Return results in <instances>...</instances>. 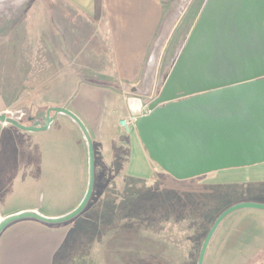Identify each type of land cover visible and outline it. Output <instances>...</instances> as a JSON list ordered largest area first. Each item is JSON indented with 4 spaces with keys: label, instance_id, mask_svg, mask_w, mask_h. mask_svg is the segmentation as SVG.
I'll return each instance as SVG.
<instances>
[{
    "label": "rangeland",
    "instance_id": "1",
    "mask_svg": "<svg viewBox=\"0 0 264 264\" xmlns=\"http://www.w3.org/2000/svg\"><path fill=\"white\" fill-rule=\"evenodd\" d=\"M34 2L32 12L30 3ZM43 2H23L28 12L19 24L18 0H0V113L20 117L24 124L36 120L43 123L49 107L66 103L78 84L87 81L83 78L85 69L93 59L90 30L80 36V45L86 36V47L74 45L77 33L72 34L76 36L71 37L68 48L46 46L50 41L57 44V40L54 42L52 33L47 32L46 11L41 5L36 7ZM204 2L190 0L183 12V26L175 34L181 31L180 45ZM48 51L53 55L47 56ZM63 55L67 62H63ZM163 67L160 57L152 93L142 98L140 114L163 85L169 71L167 67L164 72ZM121 89L124 91L123 84ZM60 125L67 133L64 139L46 132L18 135L17 127L0 122V217L16 209L58 217L81 202L88 183L87 143L81 131ZM27 148L33 150L27 159L32 168L21 166V158L18 161V153ZM128 148L125 143L110 155L94 153L93 192L86 208L75 218L58 224L42 223L43 227L32 224L40 222L22 219L18 226L14 223L6 230L62 233L64 240L51 264H196L208 230L225 208L241 201L264 202L263 180L224 182L235 176L231 171L178 180L151 160L150 177L131 176L125 170ZM23 176L31 179L28 191L18 184ZM224 231L227 229L222 224L215 232L206 264L226 262L221 249L234 243L225 246ZM35 252L24 254L22 264H44L42 254ZM237 258L231 264H238Z\"/></svg>",
    "mask_w": 264,
    "mask_h": 264
},
{
    "label": "water",
    "instance_id": "2",
    "mask_svg": "<svg viewBox=\"0 0 264 264\" xmlns=\"http://www.w3.org/2000/svg\"><path fill=\"white\" fill-rule=\"evenodd\" d=\"M189 2L175 1L159 25L139 80L123 84L124 92L132 95L127 97V106L136 117L134 128L148 157L178 180L264 162V0H205L174 65L149 102V111L140 114L142 98L152 93L165 44ZM58 113L77 124L87 143L84 197L74 209L58 217L37 211L8 215L0 219V233L22 219L66 222L79 215L91 198L93 142L76 114L56 106L46 110L43 123L36 120L24 124L4 113H0V122L23 131H43ZM239 209L264 210V203L241 201L225 208L208 230L196 264H204L217 228Z\"/></svg>",
    "mask_w": 264,
    "mask_h": 264
},
{
    "label": "crops",
    "instance_id": "3",
    "mask_svg": "<svg viewBox=\"0 0 264 264\" xmlns=\"http://www.w3.org/2000/svg\"><path fill=\"white\" fill-rule=\"evenodd\" d=\"M26 1L28 0H18L19 24L23 23V16H26L28 12L27 6H23V2ZM175 1L45 0L43 3L36 4L37 8H40L39 5H41V8L46 11L47 32L52 33L53 41L57 40V44H52L50 41L47 43V47L68 48L72 46L71 37L76 36L72 34L76 33L78 35L73 38L74 45L76 43L78 47H86V36L82 45H80V36L87 34L88 30L92 32L90 36L93 39L89 43L94 49L92 50L93 59L89 61L90 65L85 69L86 75L83 77L87 81L80 82L72 97L62 106L76 114L84 123L92 138L95 155L97 153L110 155L115 149H120L126 143L129 147L126 173L138 178L150 177L153 165L134 126L128 132L121 126L122 119L131 115L127 106V95L121 86L124 83H136L139 80L159 25ZM30 4L32 6L30 11H32L35 2ZM183 23L184 19L181 17L162 52L161 62L163 61L164 72L167 67H169L168 73L170 72L188 37L187 35L180 45L181 31H178V35L175 36L179 26H183ZM173 40H176L174 45H172ZM51 55L53 54L48 51L47 56ZM20 56L22 57L21 54ZM22 60L25 62L26 59ZM63 62H67L64 55ZM90 80H97V82ZM61 123L81 131L70 117L58 113L46 130L29 132L18 129V135L46 132L48 135L58 134L61 139H64L67 133L61 127ZM32 151V148H27L18 153V161L21 158L23 162L21 166L26 168L34 166L31 161L27 160ZM3 154L5 153L3 152ZM220 171L235 172L233 178L224 181L228 183L264 181V162ZM30 180L23 176V178H18V184L28 191L31 188ZM19 212L22 211L16 209L5 212L0 219ZM17 222L18 220L10 223L0 233V264H22L24 262L23 255L29 256L32 251L42 254L41 263L51 264L54 254L64 240L63 234L57 231L26 233L18 232V230H6L11 224ZM32 224L43 227L42 222ZM222 224L227 229L226 232H223L225 246L227 243H234L233 247L221 249L223 257H227L223 264H231L235 257H238V264H264V210L239 209L228 215L219 227ZM15 226H18V223ZM209 248L208 246L206 254L209 253ZM206 257L205 255L204 264L207 262Z\"/></svg>",
    "mask_w": 264,
    "mask_h": 264
},
{
    "label": "built area",
    "instance_id": "4",
    "mask_svg": "<svg viewBox=\"0 0 264 264\" xmlns=\"http://www.w3.org/2000/svg\"><path fill=\"white\" fill-rule=\"evenodd\" d=\"M148 104L149 103H147L145 106H144V108H143V112L141 113V115H144V114H146L149 110H148ZM135 116H132V115H129V116H127L126 118H124V119H122V121H121V126H122V128L126 131V132H128L129 130H130V128L131 127H133L134 126V120H135ZM19 119H20V117H19ZM18 119V120H19Z\"/></svg>",
    "mask_w": 264,
    "mask_h": 264
},
{
    "label": "trees",
    "instance_id": "5",
    "mask_svg": "<svg viewBox=\"0 0 264 264\" xmlns=\"http://www.w3.org/2000/svg\"><path fill=\"white\" fill-rule=\"evenodd\" d=\"M96 1L98 2V0H96ZM94 175H95V167H94ZM88 203H89V202H88ZM88 203H87V205H88ZM235 203H237V202H235ZM87 205H86V206H87ZM86 206H85V208H86ZM85 208H84V209H85Z\"/></svg>",
    "mask_w": 264,
    "mask_h": 264
}]
</instances>
